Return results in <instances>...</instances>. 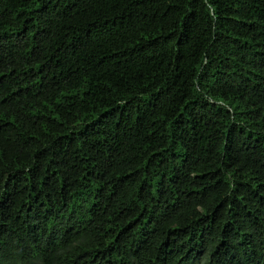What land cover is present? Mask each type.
I'll list each match as a JSON object with an SVG mask.
<instances>
[{
    "label": "trees",
    "instance_id": "1",
    "mask_svg": "<svg viewBox=\"0 0 264 264\" xmlns=\"http://www.w3.org/2000/svg\"><path fill=\"white\" fill-rule=\"evenodd\" d=\"M0 264H264V0H0Z\"/></svg>",
    "mask_w": 264,
    "mask_h": 264
}]
</instances>
